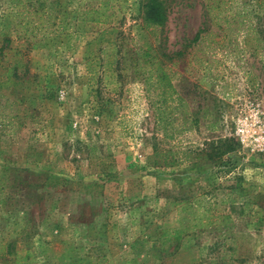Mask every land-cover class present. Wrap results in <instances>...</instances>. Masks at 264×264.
<instances>
[{
  "label": "rangeland",
  "instance_id": "rangeland-1",
  "mask_svg": "<svg viewBox=\"0 0 264 264\" xmlns=\"http://www.w3.org/2000/svg\"><path fill=\"white\" fill-rule=\"evenodd\" d=\"M43 1L44 16L71 19L98 0ZM107 1L105 22L24 39L7 15L37 0H0V246L14 242L0 264H264V33L207 18L255 9L264 28L263 10L162 0L155 26L144 0ZM46 175L60 181L43 187ZM193 198L229 221L173 249L162 230L197 222Z\"/></svg>",
  "mask_w": 264,
  "mask_h": 264
},
{
  "label": "trees",
  "instance_id": "trees-1",
  "mask_svg": "<svg viewBox=\"0 0 264 264\" xmlns=\"http://www.w3.org/2000/svg\"><path fill=\"white\" fill-rule=\"evenodd\" d=\"M254 1H255L254 6L256 8L260 7L263 10V16H264V0H254ZM18 5H20V2H14L7 16H9V21L12 24V28H16V31H19L17 30V28L21 29L20 31L21 33L15 32L16 38H24V39L27 37V33H30L31 31H34V30H39L41 28L54 27V28L64 29V28L71 27L75 21L91 22V23L100 22L101 23V22H105L109 16V13L107 12V9L109 8V2L107 0H98L96 4L90 5V6H79L78 5V7L76 8V11L71 16V19H66L60 16L58 17L50 16L49 14H45L44 16L43 13H45L44 12L45 8L48 9L50 7L47 6L43 0H37L36 9L34 10H22V11L17 10L16 11L15 8ZM204 7L205 9L209 8V6L206 4L204 5ZM141 9H142V18L146 24L155 25V26H160L163 24L165 20V7L163 5L162 0H144L141 3ZM250 11L255 15V19H258V12L255 9L248 10V11H245L244 9H242L241 12H238V14H233L229 16L216 15V16L207 17V18H209L210 23L215 25L217 28L221 27L222 24H225V23L227 24L229 20H233V21L236 20L238 24L242 25L241 28H244L246 33L247 32L254 33L255 34L254 40H258V34L264 33V28H262V26L256 23L253 24V22H251L248 19V15ZM208 34L209 32H207V30L203 29L202 27L196 30V32L193 34L190 40V43H197L198 41L204 39L206 35ZM1 41H2V44H0V55L3 54V51H4L3 49L8 47L9 38L4 37ZM179 51H177L176 54H180ZM161 56L169 59V56L164 53H161ZM85 70L90 75L91 67L88 64L85 66ZM155 79L158 83H162L163 81L167 82L166 76L163 72L157 73L155 75ZM164 107L167 108L168 106H164ZM156 112L160 114L161 109L157 107ZM226 143L223 144L225 145L224 147H222V144L216 145L215 150H217V152L215 151L213 152V153H216L214 157H218L220 154L227 153V152L234 150L233 144H226ZM220 147L222 148L220 149ZM210 159H213V157L210 156ZM173 163L174 161L170 159L169 161L164 162V165H172ZM11 171L16 172V170H11ZM15 177H20V176L19 174L15 173L14 178ZM18 181L23 182V179L20 180L19 178ZM57 181H60V180L51 175H46L41 185L43 187H48V186H51V182H57ZM190 203L194 204L195 206L201 207L199 216L202 217L204 221L199 223L200 217H198V219L193 218L194 220H197V222H193V220H190V224L188 225H178L177 227L163 229L162 233L165 235V238L169 241V244L172 245L173 249H175L179 245V243L185 236V233L189 229L193 227H197L198 229H201L200 226L217 228L219 225H226V223L229 221L228 213L218 214L214 217V220H213L212 217L214 215L211 212H209V207H205V205H203V203L200 202L196 198H193V200H190ZM240 213H242V210H240ZM55 227L56 229H58L56 230V232L58 233L60 229L63 228L60 225H56ZM0 249H1L0 250L1 255L12 254L14 252L13 251L14 242L12 240L7 241L5 244L0 246ZM190 264H194V263H190Z\"/></svg>",
  "mask_w": 264,
  "mask_h": 264
}]
</instances>
